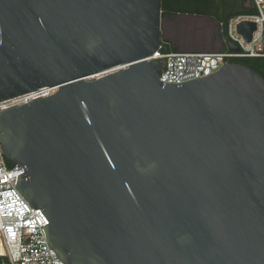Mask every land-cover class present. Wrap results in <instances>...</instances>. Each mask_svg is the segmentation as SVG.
Segmentation results:
<instances>
[{
  "label": "water",
  "instance_id": "water-1",
  "mask_svg": "<svg viewBox=\"0 0 264 264\" xmlns=\"http://www.w3.org/2000/svg\"><path fill=\"white\" fill-rule=\"evenodd\" d=\"M163 39L161 0H0V102L56 89L0 111L17 188L64 264H264V78L162 82Z\"/></svg>",
  "mask_w": 264,
  "mask_h": 264
},
{
  "label": "built area",
  "instance_id": "built-area-1",
  "mask_svg": "<svg viewBox=\"0 0 264 264\" xmlns=\"http://www.w3.org/2000/svg\"><path fill=\"white\" fill-rule=\"evenodd\" d=\"M256 14L233 18L227 28L228 40L235 43L238 53L178 52L156 53L151 60L163 66L161 81L171 84L184 83L218 72L232 59L264 57V0H253ZM242 22L257 25L250 43L239 35L237 26ZM162 49V48H161ZM124 68H119L121 70ZM56 89H42L0 102V111L22 106L30 101L49 97ZM24 173L18 166H10L0 145V264H64L50 248L44 226L49 221L40 209H34L17 188V176Z\"/></svg>",
  "mask_w": 264,
  "mask_h": 264
},
{
  "label": "trees",
  "instance_id": "trees-1",
  "mask_svg": "<svg viewBox=\"0 0 264 264\" xmlns=\"http://www.w3.org/2000/svg\"><path fill=\"white\" fill-rule=\"evenodd\" d=\"M162 21L176 16H193L208 18L219 25L222 41L228 40L227 28L229 22L238 16L256 14L253 0H161ZM227 46L220 51H227ZM163 53L181 52L170 40H162ZM193 52H199L195 50ZM231 62L242 64L253 69L264 78V57L232 59Z\"/></svg>",
  "mask_w": 264,
  "mask_h": 264
},
{
  "label": "rangeland",
  "instance_id": "rangeland-1",
  "mask_svg": "<svg viewBox=\"0 0 264 264\" xmlns=\"http://www.w3.org/2000/svg\"><path fill=\"white\" fill-rule=\"evenodd\" d=\"M175 26L169 30L170 18L163 20L165 38L179 47L181 52H217L222 47L219 25L210 19L193 16H176ZM177 27V28H176ZM179 27L181 30L176 31ZM178 34V36H176Z\"/></svg>",
  "mask_w": 264,
  "mask_h": 264
},
{
  "label": "flooded vegetation",
  "instance_id": "flooded-vegetation-1",
  "mask_svg": "<svg viewBox=\"0 0 264 264\" xmlns=\"http://www.w3.org/2000/svg\"><path fill=\"white\" fill-rule=\"evenodd\" d=\"M197 18H203V17H197ZM205 19H208V18H205ZM175 20H177V18H175V17L171 18V20L169 21V24H168L169 25V30L170 31L172 30V32H173V29H174L173 26H175V24H174ZM179 30H181V27H179L176 31L178 32ZM163 33H164V38H165L164 22H163ZM178 35H180V34L177 33L176 36H178Z\"/></svg>",
  "mask_w": 264,
  "mask_h": 264
},
{
  "label": "crops",
  "instance_id": "crops-1",
  "mask_svg": "<svg viewBox=\"0 0 264 264\" xmlns=\"http://www.w3.org/2000/svg\"><path fill=\"white\" fill-rule=\"evenodd\" d=\"M205 19V18H204ZM222 45L224 46H227V41L226 40H224V41H222ZM228 48V47H227Z\"/></svg>",
  "mask_w": 264,
  "mask_h": 264
}]
</instances>
